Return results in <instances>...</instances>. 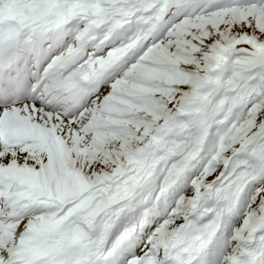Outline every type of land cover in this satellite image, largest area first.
Returning <instances> with one entry per match:
<instances>
[{"label":"snow or ice","instance_id":"snow-or-ice-1","mask_svg":"<svg viewBox=\"0 0 264 264\" xmlns=\"http://www.w3.org/2000/svg\"><path fill=\"white\" fill-rule=\"evenodd\" d=\"M0 264H264V0H0Z\"/></svg>","mask_w":264,"mask_h":264}]
</instances>
